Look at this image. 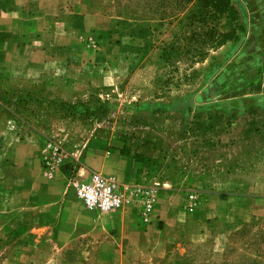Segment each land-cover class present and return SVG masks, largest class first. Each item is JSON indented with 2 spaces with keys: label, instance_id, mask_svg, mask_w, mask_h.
Returning a JSON list of instances; mask_svg holds the SVG:
<instances>
[{
  "label": "rangeland",
  "instance_id": "1",
  "mask_svg": "<svg viewBox=\"0 0 264 264\" xmlns=\"http://www.w3.org/2000/svg\"><path fill=\"white\" fill-rule=\"evenodd\" d=\"M102 1L118 22L131 25L126 41L138 52L111 87L55 85L25 94L39 125L55 129L44 141H61L65 163L74 167L90 163L93 154L106 163L141 157V175L158 183L159 195L193 194L191 210L208 195L227 198L225 192L264 172V33L250 10L236 6L242 32L212 50L210 29L226 33L236 22L211 21L202 0ZM200 51L204 56L194 58ZM224 224L208 221L217 234L207 245L191 241V264H264V215L228 235H221ZM11 250L10 244L0 248V264Z\"/></svg>",
  "mask_w": 264,
  "mask_h": 264
},
{
  "label": "crops",
  "instance_id": "2",
  "mask_svg": "<svg viewBox=\"0 0 264 264\" xmlns=\"http://www.w3.org/2000/svg\"><path fill=\"white\" fill-rule=\"evenodd\" d=\"M236 1L264 33V0ZM128 32L131 25L102 0H0V248L12 249L4 264H191V241L205 246L217 234L208 221L224 220L221 235H228L264 215V172L225 199L208 195L194 210L188 194L166 190L147 225L135 206L108 213L84 207L70 184L92 171L132 184L144 163H106L93 154L90 163H64L45 175L41 146L55 129L39 125L23 96L55 85L113 86L138 52Z\"/></svg>",
  "mask_w": 264,
  "mask_h": 264
},
{
  "label": "built area",
  "instance_id": "3",
  "mask_svg": "<svg viewBox=\"0 0 264 264\" xmlns=\"http://www.w3.org/2000/svg\"><path fill=\"white\" fill-rule=\"evenodd\" d=\"M97 43L93 39L92 47ZM68 153L58 139H46L40 152L41 167L47 177H52L65 163ZM71 186L76 198L82 205L102 213L135 206L143 224L151 222L155 206L158 202V183H150L146 174L132 184H125L116 176H105L95 171L86 176L75 175L71 178ZM192 203L196 197L191 194Z\"/></svg>",
  "mask_w": 264,
  "mask_h": 264
},
{
  "label": "trees",
  "instance_id": "4",
  "mask_svg": "<svg viewBox=\"0 0 264 264\" xmlns=\"http://www.w3.org/2000/svg\"><path fill=\"white\" fill-rule=\"evenodd\" d=\"M194 0H183L182 2L187 5L192 3ZM200 1V0H197ZM205 3V7L209 9V12H207V18L211 19V21H215V19L218 17L225 18L226 24L228 26H231V24H234L236 22V27L228 29L226 33L217 34L216 28L212 27L208 33V39L210 42V49L214 50L215 47H220L227 43L228 41H236L238 39V32H242V27L237 26V11L235 7L233 6L232 0H202ZM206 36V35H205ZM187 55V54H185ZM183 56V55H181ZM180 56V57H181ZM204 54L200 52L196 53L194 55V58L196 57H203ZM163 58L165 61H170L171 55H163ZM112 151L113 149H109ZM139 158V159H138ZM137 158V162H140L141 157ZM142 173V172H141Z\"/></svg>",
  "mask_w": 264,
  "mask_h": 264
}]
</instances>
